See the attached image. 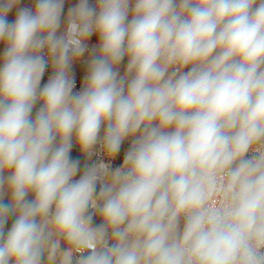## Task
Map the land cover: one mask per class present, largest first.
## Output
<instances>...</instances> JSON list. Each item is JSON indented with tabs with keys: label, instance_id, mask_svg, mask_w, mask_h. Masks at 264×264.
<instances>
[{
	"label": "clouds",
	"instance_id": "1",
	"mask_svg": "<svg viewBox=\"0 0 264 264\" xmlns=\"http://www.w3.org/2000/svg\"><path fill=\"white\" fill-rule=\"evenodd\" d=\"M20 2L0 0V264H264V0H34L10 21Z\"/></svg>",
	"mask_w": 264,
	"mask_h": 264
},
{
	"label": "built area",
	"instance_id": "2",
	"mask_svg": "<svg viewBox=\"0 0 264 264\" xmlns=\"http://www.w3.org/2000/svg\"><path fill=\"white\" fill-rule=\"evenodd\" d=\"M78 2V0H66V3H65V6H64V15L66 16L67 15V11L70 7H72L73 5H75L76 3ZM91 3L95 4L96 0H90ZM34 7V0H21L20 4L16 6V8L12 9V11L8 14V19L10 21L14 20L15 19V16H16V12L18 10V8L20 7ZM129 18H131V15L129 16ZM88 44H89V50H91V48L98 44V36L97 35H93L90 40L88 41ZM1 45V48L0 49H3L4 50V46L2 44ZM3 50H2V54H3ZM90 52V51H89ZM88 53V52H86ZM79 62V61H78ZM78 62L74 63L73 65V74L75 76V84H76V87L74 89V91H79L82 89V86H83V77L87 74V72H84L80 75V77H77L76 76V72H77V64ZM127 62H128V58L125 57L124 60L122 61V63L120 64V74L121 75H124L125 71H126V65H127ZM188 69L185 68L184 71H187ZM52 72H53V69L51 67V65L49 64V66L47 67L46 71H45V74L44 76L42 77V85L44 83L47 82L49 76L52 75ZM101 134H103V129H102V132ZM97 150H98V146H97ZM73 152H75L77 155L83 157L84 159H86V163H91L92 161H89L83 154H81L80 150H79V147L74 143L73 144V149H72ZM126 151H124L123 153H119V155L117 156V158L113 161V166H119L122 161H123V156H124V153ZM98 158H101L99 156H93L92 157V160H96Z\"/></svg>",
	"mask_w": 264,
	"mask_h": 264
},
{
	"label": "crops",
	"instance_id": "3",
	"mask_svg": "<svg viewBox=\"0 0 264 264\" xmlns=\"http://www.w3.org/2000/svg\"><path fill=\"white\" fill-rule=\"evenodd\" d=\"M0 48H1V45H0ZM2 50H3V49H0V56H2ZM89 56H90V52L85 53L84 57H82L81 60L78 62V64H77V72H76V76H77V77H80V75H81L82 73L87 72V63H86V61L89 59ZM120 69H121V68H120V65H119V70H120ZM39 107H40V104H37V105L34 107V109H33V113H32L33 118L35 117V113H36V111L38 110ZM74 143H75V142H74ZM31 198H33V196H32V194L30 193V194H29V199H31ZM8 199H9V197L6 196V197H5V201H7ZM13 220H14V217H10V218H9V221H8V223H7L6 226H5L6 230H7L8 228L11 227V224H12Z\"/></svg>",
	"mask_w": 264,
	"mask_h": 264
},
{
	"label": "rangeland",
	"instance_id": "4",
	"mask_svg": "<svg viewBox=\"0 0 264 264\" xmlns=\"http://www.w3.org/2000/svg\"><path fill=\"white\" fill-rule=\"evenodd\" d=\"M14 8H16V7H14ZM14 8H13V9H14ZM130 142H131L130 140H126V141L123 143L120 153H123L124 151H126V150L129 148V146H130ZM71 156H72L73 158L79 159V160L81 161V170H82V169H83V165L86 163V159H84L83 157L77 155V154H76L75 152H73V151H71ZM79 175H80V173L77 174L76 179L79 178ZM99 222H100L99 218L96 217V218H95V223H99Z\"/></svg>",
	"mask_w": 264,
	"mask_h": 264
}]
</instances>
